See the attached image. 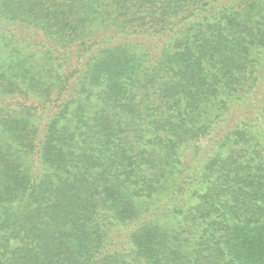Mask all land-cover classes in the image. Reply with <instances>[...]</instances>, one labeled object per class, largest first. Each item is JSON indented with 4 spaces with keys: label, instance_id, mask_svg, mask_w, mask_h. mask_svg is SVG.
<instances>
[{
    "label": "trees",
    "instance_id": "obj_1",
    "mask_svg": "<svg viewBox=\"0 0 264 264\" xmlns=\"http://www.w3.org/2000/svg\"><path fill=\"white\" fill-rule=\"evenodd\" d=\"M0 264H264V0H0Z\"/></svg>",
    "mask_w": 264,
    "mask_h": 264
},
{
    "label": "rangeland",
    "instance_id": "obj_2",
    "mask_svg": "<svg viewBox=\"0 0 264 264\" xmlns=\"http://www.w3.org/2000/svg\"><path fill=\"white\" fill-rule=\"evenodd\" d=\"M202 143H203V144H205V143H206V141L204 140V141H202Z\"/></svg>",
    "mask_w": 264,
    "mask_h": 264
}]
</instances>
